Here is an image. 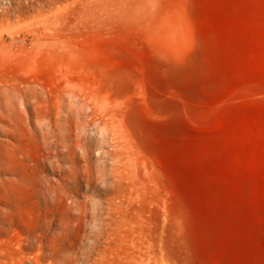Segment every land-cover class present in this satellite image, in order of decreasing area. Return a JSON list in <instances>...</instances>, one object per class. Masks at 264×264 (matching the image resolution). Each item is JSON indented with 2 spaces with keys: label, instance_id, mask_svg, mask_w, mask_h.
<instances>
[{
  "label": "rangeland",
  "instance_id": "rangeland-1",
  "mask_svg": "<svg viewBox=\"0 0 264 264\" xmlns=\"http://www.w3.org/2000/svg\"><path fill=\"white\" fill-rule=\"evenodd\" d=\"M0 264H264V0H0Z\"/></svg>",
  "mask_w": 264,
  "mask_h": 264
},
{
  "label": "bare ground",
  "instance_id": "bare-ground-1",
  "mask_svg": "<svg viewBox=\"0 0 264 264\" xmlns=\"http://www.w3.org/2000/svg\"><path fill=\"white\" fill-rule=\"evenodd\" d=\"M13 258H14V257H13ZM36 260L39 261V258L37 257Z\"/></svg>",
  "mask_w": 264,
  "mask_h": 264
}]
</instances>
